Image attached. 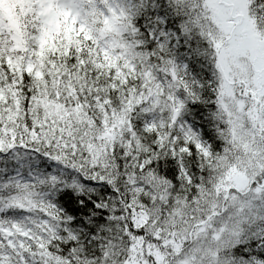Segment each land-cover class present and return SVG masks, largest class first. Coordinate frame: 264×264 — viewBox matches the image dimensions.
Masks as SVG:
<instances>
[{
    "label": "snow or ice",
    "instance_id": "obj_1",
    "mask_svg": "<svg viewBox=\"0 0 264 264\" xmlns=\"http://www.w3.org/2000/svg\"><path fill=\"white\" fill-rule=\"evenodd\" d=\"M0 264H264V0H0Z\"/></svg>",
    "mask_w": 264,
    "mask_h": 264
}]
</instances>
